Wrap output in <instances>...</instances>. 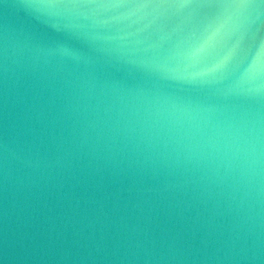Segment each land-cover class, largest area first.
<instances>
[{
    "label": "water",
    "instance_id": "95a60500",
    "mask_svg": "<svg viewBox=\"0 0 264 264\" xmlns=\"http://www.w3.org/2000/svg\"><path fill=\"white\" fill-rule=\"evenodd\" d=\"M0 264H264V0H0Z\"/></svg>",
    "mask_w": 264,
    "mask_h": 264
}]
</instances>
